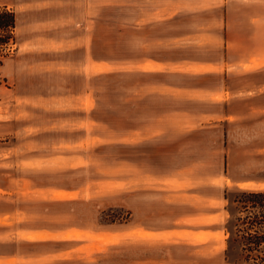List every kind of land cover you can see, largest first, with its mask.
<instances>
[{
	"label": "rangeland",
	"instance_id": "1",
	"mask_svg": "<svg viewBox=\"0 0 264 264\" xmlns=\"http://www.w3.org/2000/svg\"><path fill=\"white\" fill-rule=\"evenodd\" d=\"M72 1L78 2V20L84 5L85 26L74 30L70 22L67 32L89 40L88 58L99 45L97 56L111 59L171 60L188 54L187 49L196 57L219 56L228 62L219 67L225 81L243 89L235 106L247 110L255 104L243 96L249 95L245 89H255V81L264 80L263 74L248 71L264 62V36L252 32L254 12L243 9L240 0H229L228 14L234 18L228 19L223 0H84L81 6V0ZM181 34L186 36L179 39ZM82 58L80 50L19 49L16 44L0 57V229L6 230L0 238L17 235L11 221L26 215L35 227L102 231L41 232L42 238L78 241L26 250L41 253L84 243L63 262L49 264H224V225L234 209L223 195L225 188L229 197L236 190L210 176L264 175V157H255V140L262 134L255 130V109L243 124L214 121L199 127L196 121L204 116L171 111L227 106L155 95L145 84L161 77L100 71L91 61L81 65ZM238 59L245 64L232 67ZM199 80L205 85L217 79ZM125 210L130 212L126 221L106 223L105 213ZM140 231L168 236L141 237ZM198 233L204 239L194 242Z\"/></svg>",
	"mask_w": 264,
	"mask_h": 264
},
{
	"label": "crops",
	"instance_id": "2",
	"mask_svg": "<svg viewBox=\"0 0 264 264\" xmlns=\"http://www.w3.org/2000/svg\"><path fill=\"white\" fill-rule=\"evenodd\" d=\"M84 0L79 2L83 4ZM243 4L242 8H249L254 12L252 19H255V35L264 36V0H240ZM227 2L225 7L226 13L231 10L229 6V0H223ZM77 5L78 2H69V0H14L13 2L0 1V7L6 6L7 8L12 7L15 10L16 16V45L20 49L22 47H28L29 49H35L38 46L46 50H55L60 52H65L67 50H80L82 52L83 58L82 62L89 64L90 61L96 64L97 68L99 67L102 70H116L123 69L122 71L132 72L133 74H138L141 76H159L163 80H157L151 82L150 84H145V89L149 93L155 95H160L173 99H185L189 102L194 103H209L211 105H226L227 108L219 111H190L186 109H179L171 111V113H188V114H197L198 116H204L196 121L197 126L204 127L206 124H211L214 121L218 122H227L231 124H243L244 121H247L244 117L247 114H250L253 109H255V130H261L259 139L255 140V157L263 158L264 157V80L255 81L254 86L247 88L244 92L249 93L247 96H243L250 102L255 101V104L242 108L240 106H235V102L238 100L239 94H242L243 89L233 88L228 85L225 81L224 70L219 69L225 63L228 64L227 60L220 59V57L212 56H200L196 57L191 54V49H187L182 46V49L188 50V54L181 56L177 59L172 58L171 60L155 58L152 56H140L137 58H123V59H111L97 56V51L101 50L99 43L95 41V56L93 58L92 54L88 58L89 51V40L83 39V34L77 36L73 34L68 35L67 28L69 23L75 30L77 27L84 28V18L83 10L84 5L81 7V18L78 20L75 18L77 15ZM240 7V6H237ZM159 8V7H157ZM99 6L97 10V15H99ZM163 9V8H162ZM72 17L73 19H71ZM249 16L237 15L236 18H248ZM225 18H234L232 15H225ZM222 16V19H225ZM70 19V20H69ZM252 28V26H249ZM34 36L32 37V34ZM187 36L190 33L186 34ZM186 35L181 34L178 37L179 39L184 38ZM175 37V36H174ZM176 40V39H175ZM178 41V40H177ZM264 43V38H263ZM228 47V45H226ZM90 59V60H89ZM246 60H233L231 63L232 67H242L245 64ZM258 61V64H255V70H248L249 73L255 72L257 76L263 74L264 79V62ZM147 64H150L151 67H147ZM211 65V66H208ZM192 66H202V70L194 71L191 69ZM97 70V71H99ZM158 77V78H159ZM177 77H182L184 80L182 82L175 81ZM203 77H212L217 80L214 83L209 84L207 82L205 85H201L204 82H201ZM193 79L195 83H188L185 80ZM165 79V80H164ZM192 81V80H191ZM139 92L143 91V85L139 88ZM241 98V99H243ZM230 105V107H229ZM240 107V109H238ZM253 108V109H252ZM195 124V123H194ZM256 135V134H255ZM227 169V167H226ZM212 181L220 180L226 184V187H231L235 190H264V187H255L250 188L246 187L245 183L255 182V184H264V175H258L255 177L238 175L236 173H218L210 176ZM228 181V182H226ZM214 185V184H213ZM216 185V184H215ZM217 186V185H216ZM217 199V198H215ZM14 210H17L16 208ZM23 212V210H20ZM4 215V214H3ZM24 215L23 218L14 217V221H11L13 216L8 215L9 222L11 221L14 226V231L18 233L17 235L3 240L0 238V244L4 248L0 252V264H30L38 262L40 264H49L51 262H63L64 258H68L70 253L78 251L84 243H78L74 247L64 248V249H53L49 252L36 253L28 249V247H33L37 244L44 243H62V242H76V238H61L57 236H49L46 238L40 237L41 232H48L53 235L59 232H68V231H78V232H88L94 235L102 232L100 230H93L83 227H66L63 230H52L46 227H35L29 223L28 217ZM8 222V223H9ZM8 228V226H7ZM6 232L3 228L0 229V234ZM138 235L141 237H160L163 236L166 238L168 235L165 233L156 232H147L140 231ZM186 237V236H185ZM190 237V236H187ZM194 242H201L204 238L201 233L196 234L192 237ZM27 246V247H26ZM10 247V248H9Z\"/></svg>",
	"mask_w": 264,
	"mask_h": 264
},
{
	"label": "trees",
	"instance_id": "3",
	"mask_svg": "<svg viewBox=\"0 0 264 264\" xmlns=\"http://www.w3.org/2000/svg\"><path fill=\"white\" fill-rule=\"evenodd\" d=\"M16 17L13 10L0 7V57L8 54L16 43ZM224 199L234 209L224 229L228 234L223 251L224 264H264V190H236ZM230 212V210H229ZM104 211L101 212V214ZM106 223L126 221L130 212L122 214L105 213ZM238 246V252L236 248Z\"/></svg>",
	"mask_w": 264,
	"mask_h": 264
}]
</instances>
